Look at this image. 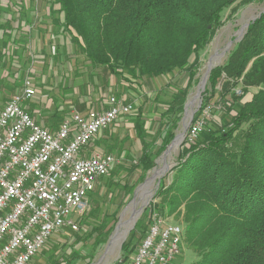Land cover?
Listing matches in <instances>:
<instances>
[{
  "label": "trees",
  "instance_id": "trees-1",
  "mask_svg": "<svg viewBox=\"0 0 264 264\" xmlns=\"http://www.w3.org/2000/svg\"><path fill=\"white\" fill-rule=\"evenodd\" d=\"M250 1L52 3L63 15L59 27L90 65L123 79L127 73L133 81L184 71L188 87L200 53L222 24L223 12L236 2ZM251 87L256 91L249 92ZM237 88L242 95L235 94ZM216 91L218 102L228 103L221 126L207 129L206 138H185L169 177L160 179L154 195L159 201L151 203L136 222L115 264L130 263L152 211L166 220L171 215L180 217L181 246L194 254L189 264H264V11L249 23L226 60L211 69L204 94L212 96ZM248 93L250 97L243 101ZM185 95L186 88H179L160 113V142L156 150L153 145L143 149L138 161L141 179L173 139ZM136 132L141 136L143 126L138 125Z\"/></svg>",
  "mask_w": 264,
  "mask_h": 264
},
{
  "label": "rangeland",
  "instance_id": "rangeland-1",
  "mask_svg": "<svg viewBox=\"0 0 264 264\" xmlns=\"http://www.w3.org/2000/svg\"><path fill=\"white\" fill-rule=\"evenodd\" d=\"M10 3L16 5L18 0H10ZM7 9L4 10L5 13ZM263 11L264 0H253L247 3L236 2L223 12L222 24L200 53L199 66L188 87L189 77L184 71L177 70L159 78H141L133 81L128 78L127 73L123 79L120 76L110 75L103 67L92 66L90 63L84 66L80 63L81 59L79 58L77 63L81 65L82 72L80 75H76L77 83L68 86V83L65 82L64 87L62 86L60 93L57 94L55 91L48 92V87L51 85L54 89L59 87L55 84L57 80L53 76L56 75V71L53 69L55 71H53V75L49 70L43 72L42 79L46 88L36 92L34 97L27 101L35 108H42L41 117H44V120H51L50 112H46V110H50L48 107H54L57 102L68 105L72 99L76 102H86L89 97L95 98L97 91L93 88L107 89L108 80L114 94L126 97L132 103L133 109L130 114L101 131L90 143L89 150L97 148L101 153L112 154L115 157V162L107 176L97 182L91 195L90 205L78 218V230L64 229L61 233L50 238L29 264H115L120 257L122 244L128 241L136 222L146 209L149 210L151 203L159 201L154 198V195L160 179L164 176L169 177L170 170L176 164L177 156L182 150L183 142L185 138L188 139L187 133L191 123L196 118H201L204 122L194 140L199 137L206 138L205 131L207 129L221 126V120L225 114L224 107L228 106V103L224 100L218 102L217 91L212 96H210L211 92L204 94L205 89L208 88L209 73L212 68L226 60L234 44L244 35L249 23L260 16ZM192 60L193 57L190 62ZM73 63V60L66 58L61 65L73 69ZM209 64H211V69L207 72ZM17 69L11 70L0 63V109L12 95L20 93L22 90L23 75L15 74ZM88 73H94L95 85L89 80L91 77H88ZM203 79H205V83L201 90ZM74 80L75 76L73 75L71 81L74 82ZM51 81L52 84H50ZM179 88H186V95L178 126L173 130L174 137L155 158V166L147 170L144 179H141L143 171L138 165L141 153L144 148H151L150 145H153L155 150L157 149L162 128L160 113L167 109V103ZM198 91H200L199 96H197ZM235 91L237 96L242 95L240 88ZM255 91L254 87L249 90L251 93ZM209 96L211 97L209 101H204ZM50 97L52 101H50ZM249 97L248 93L242 97V100ZM202 104L203 106L200 108ZM137 123L143 126L141 136L136 132ZM166 218L167 220L163 218L166 223L178 224L183 230L180 217L176 218L171 215ZM134 220L133 226L130 227ZM123 224L125 226L118 239L116 231L121 230ZM136 236L137 239L142 237L140 232ZM179 246L180 251L175 256L173 264H189L194 258L193 252L186 245L181 246V242Z\"/></svg>",
  "mask_w": 264,
  "mask_h": 264
},
{
  "label": "built area",
  "instance_id": "built-area-1",
  "mask_svg": "<svg viewBox=\"0 0 264 264\" xmlns=\"http://www.w3.org/2000/svg\"><path fill=\"white\" fill-rule=\"evenodd\" d=\"M35 89L30 78L0 109V264H29L47 241L64 229L78 230L99 179L115 157L82 153L101 131L131 113L124 96L108 95V107L71 112L51 131L24 110ZM204 122L196 118L187 133L192 141ZM100 151V150H99ZM181 226L167 228L158 212L129 264H171L179 253Z\"/></svg>",
  "mask_w": 264,
  "mask_h": 264
},
{
  "label": "crops",
  "instance_id": "crops-1",
  "mask_svg": "<svg viewBox=\"0 0 264 264\" xmlns=\"http://www.w3.org/2000/svg\"><path fill=\"white\" fill-rule=\"evenodd\" d=\"M52 2L53 0H18V3L13 5L10 0H0V63L11 70L18 68L15 74L23 75L22 82L24 78H30L35 94L46 88L42 79L43 72L49 70L53 75V71H56H54L56 75L53 76L57 80L55 84L59 87L54 89L51 85L48 87V92L55 91L59 94L65 82L68 83V86L77 83L76 75H80L82 72L81 65L77 63L79 58L81 59L80 63L84 66L89 64L83 54L74 47L70 35L59 27L58 22L61 21L63 15L59 11V6ZM5 9H7L6 13ZM66 58L74 61L73 69L61 65ZM73 75L75 76L74 82L71 81ZM93 75L94 73H88L92 83L94 82ZM108 83V88L104 90H101V87H94L97 96L89 97L86 102H76L72 99L68 105L57 102L54 107H48L50 110H46V112H50L51 120H44V117H41L42 108H35L28 101L22 102V107L40 125L55 131L62 120L73 111L84 114L92 109H106L108 107L106 97L115 95L109 80ZM83 100L86 99L83 98ZM50 101H52L51 97ZM90 146L91 144H89L88 150L82 153V156L91 157L99 152L97 148V150L94 148H92L93 151L89 150Z\"/></svg>",
  "mask_w": 264,
  "mask_h": 264
},
{
  "label": "bare ground",
  "instance_id": "bare-ground-1",
  "mask_svg": "<svg viewBox=\"0 0 264 264\" xmlns=\"http://www.w3.org/2000/svg\"><path fill=\"white\" fill-rule=\"evenodd\" d=\"M211 64H209L208 66H210ZM151 181H152V179H151ZM150 181V182H151ZM164 220V219H163ZM165 221V220H164ZM122 224V223H121ZM165 225H166V227L167 228H177V226L178 225H175V224H171V223H166L165 222ZM125 225L123 224V225H121V227H122V229L121 230H117L116 231V238H120L121 237V234H122V230H123V227H124ZM181 228H180V234H179V238H178V246H179V242H180V236H181Z\"/></svg>",
  "mask_w": 264,
  "mask_h": 264
},
{
  "label": "water",
  "instance_id": "water-1",
  "mask_svg": "<svg viewBox=\"0 0 264 264\" xmlns=\"http://www.w3.org/2000/svg\"><path fill=\"white\" fill-rule=\"evenodd\" d=\"M254 20V19H253ZM211 69V66H208V69H207V72H209V70ZM208 74V73H207ZM204 83H205V79H203V81H202V83H201V90L203 89V87H204ZM200 90V91H201ZM200 91H198V93H197V96H199L200 95ZM183 136V135H182ZM159 182V181H158ZM158 182H157V184H158ZM141 211V209L139 210V212ZM134 222H135V220L133 221V223H132V225L130 226V227H132L133 226V224H134Z\"/></svg>",
  "mask_w": 264,
  "mask_h": 264
}]
</instances>
